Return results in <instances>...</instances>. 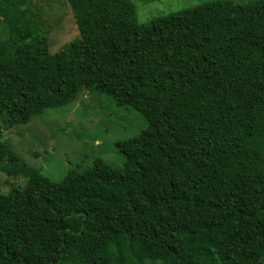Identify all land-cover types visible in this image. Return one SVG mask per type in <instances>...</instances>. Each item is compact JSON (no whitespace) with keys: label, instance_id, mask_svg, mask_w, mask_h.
Segmentation results:
<instances>
[{"label":"trees","instance_id":"trees-1","mask_svg":"<svg viewBox=\"0 0 264 264\" xmlns=\"http://www.w3.org/2000/svg\"><path fill=\"white\" fill-rule=\"evenodd\" d=\"M79 36L53 52L28 8L0 0V264H264V0L138 21L133 0H69ZM146 120L53 181L1 140L81 91Z\"/></svg>","mask_w":264,"mask_h":264},{"label":"rangeland","instance_id":"rangeland-1","mask_svg":"<svg viewBox=\"0 0 264 264\" xmlns=\"http://www.w3.org/2000/svg\"><path fill=\"white\" fill-rule=\"evenodd\" d=\"M17 8H28L37 15L47 31L50 49L55 52L79 36L77 19L69 0H15ZM138 21L191 8L215 0H133ZM245 4L256 0H232ZM9 28L0 20V35L7 38ZM145 118L136 110L116 106L108 94L83 90L70 103L46 109L25 125L4 131L1 140L30 168L41 171L53 181H60L71 170L89 167L96 157L119 167L124 156L115 143L131 138L146 126ZM11 162L0 167V192L7 194L23 188L27 176L21 171L11 174Z\"/></svg>","mask_w":264,"mask_h":264}]
</instances>
